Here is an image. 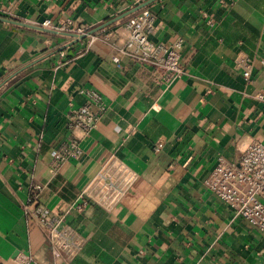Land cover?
Returning <instances> with one entry per match:
<instances>
[{
	"label": "crops",
	"instance_id": "obj_1",
	"mask_svg": "<svg viewBox=\"0 0 264 264\" xmlns=\"http://www.w3.org/2000/svg\"><path fill=\"white\" fill-rule=\"evenodd\" d=\"M144 4L153 42L183 41L184 74L169 86L119 52L139 10L95 32L77 56L81 43L34 26L69 18L91 32ZM2 16L33 28L0 22V264L20 252L31 264H264V237L203 185L219 157L236 164L250 142L264 145V102L254 98L264 93V0H0ZM241 56L253 62L252 84L236 66ZM81 89L98 92L106 109L89 133L73 130L80 159L52 171V150L70 133L66 113L87 101ZM111 158L133 174L131 186L112 207L76 211ZM34 186L81 242L66 262L53 260L22 211Z\"/></svg>",
	"mask_w": 264,
	"mask_h": 264
},
{
	"label": "built area",
	"instance_id": "obj_2",
	"mask_svg": "<svg viewBox=\"0 0 264 264\" xmlns=\"http://www.w3.org/2000/svg\"><path fill=\"white\" fill-rule=\"evenodd\" d=\"M229 1L216 0L220 6L227 5ZM202 16L207 29H210L214 24L213 20L205 14ZM2 17L10 19L7 16ZM154 25L155 17L146 8L130 16L125 23L128 37L119 52L137 63L150 65L156 73L158 83L169 86L184 74L180 61L183 41L176 39L171 44L153 42L150 37L154 31ZM34 26L74 35L72 40L82 44L74 56L80 55L100 38L95 34L89 35L88 30L76 25L69 18L57 23L45 19ZM83 35L85 38L80 40L79 37ZM101 39L107 40V36ZM58 58V64L66 58L63 50L58 53ZM114 60L117 62V59ZM235 63L241 70L245 83L252 84V60L241 56ZM79 94L85 96L87 101L80 107L70 105L66 113V128L70 133L52 150L50 163L52 171H56L70 159H80L82 150L78 138L72 133L73 130L78 129L83 134L89 133L96 127L106 109L98 92L81 89ZM254 98L264 102V93L258 92ZM161 148V143L156 142L153 146V153L157 155ZM133 180V174L122 163L111 158L79 192L76 211H82L91 204L106 208L112 207L121 201ZM203 185L236 217L264 237V145L261 142H250L236 164L219 157ZM38 191L39 186L32 187L29 197L22 206V211L28 220L36 223L41 229L50 247L53 260L66 262L78 252L81 242L71 228L65 224L66 213L52 211L41 205L37 199ZM31 262V258L22 252L12 259L13 264H31Z\"/></svg>",
	"mask_w": 264,
	"mask_h": 264
},
{
	"label": "water",
	"instance_id": "obj_3",
	"mask_svg": "<svg viewBox=\"0 0 264 264\" xmlns=\"http://www.w3.org/2000/svg\"><path fill=\"white\" fill-rule=\"evenodd\" d=\"M145 6H146V4H144V5H142V6H139V7H136V8H134L133 10H131V11L127 12V13H124L123 15L117 17L116 19H114V20L111 21L110 23H107V24H105V25H102V26H100V27H97L96 29L92 30L91 32H88V34H89V35L94 34L95 32H98L99 30H101V29L104 28L105 26H108V25H110L111 23H114L115 21H118V20H120V19H122V18H124V17H126V16H129L130 14H132V13L138 11V10H141V9H143ZM0 22L9 23V24H15V25H21V26H24V27H31V28H33V26L25 25V24H23V23H19V22L13 21V20H11V19L3 18V17H0ZM37 29H39V28H37ZM40 30H43V31H45V32H52V33L55 32V31L45 30V29H40ZM63 34H66V33H63ZM66 35H67L68 37H71V38H73V36H74V35H72V34H66ZM84 38H85V35L79 37L80 40H83ZM76 42H77V41L74 40V41L72 42V44H73V43H76Z\"/></svg>",
	"mask_w": 264,
	"mask_h": 264
}]
</instances>
